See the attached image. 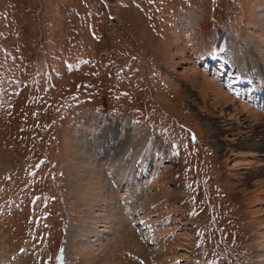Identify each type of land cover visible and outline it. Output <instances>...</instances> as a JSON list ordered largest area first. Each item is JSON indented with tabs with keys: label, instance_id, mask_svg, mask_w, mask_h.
I'll return each mask as SVG.
<instances>
[{
	"label": "rangeland",
	"instance_id": "obj_1",
	"mask_svg": "<svg viewBox=\"0 0 264 264\" xmlns=\"http://www.w3.org/2000/svg\"><path fill=\"white\" fill-rule=\"evenodd\" d=\"M263 119L264 0H0L3 264H264Z\"/></svg>",
	"mask_w": 264,
	"mask_h": 264
},
{
	"label": "bare ground",
	"instance_id": "obj_2",
	"mask_svg": "<svg viewBox=\"0 0 264 264\" xmlns=\"http://www.w3.org/2000/svg\"><path fill=\"white\" fill-rule=\"evenodd\" d=\"M218 88V87H217ZM218 90H220V89H217V91ZM223 95V94H222ZM219 99V98H218ZM264 120V119H263ZM262 120V121H263ZM261 121V122H262ZM263 127H264V125H263ZM106 128L108 129V130H112V127H111V125L109 124L108 126H106ZM107 130V131H108ZM261 134H264V130H262V132H260V135ZM97 136V135H96ZM103 136V135H102ZM81 138H83L84 140H85V142L87 141V139H89L86 135L85 136H82L81 135ZM87 138V139H86ZM98 139V138H97ZM252 143H254V142H252ZM99 144H102V142L100 143L99 142ZM220 145V144H219ZM221 146V145H220ZM223 146V145H222ZM221 146V147H222ZM100 147V146H99ZM261 147L264 149V140H263V144L261 145ZM137 153H138V150L135 152V155H134V158H133V163L135 162L134 160H135V158L137 157ZM124 154V153H123ZM122 153H120V154H118V157L119 158H121L122 157V155H123ZM133 167V166H132ZM130 170V171H129ZM129 170H128V172L126 173V177H128V176H131L132 177V173H133V169L131 168H129ZM257 239H258V244H260L261 242H263L264 241V234H262V233H259L257 236ZM262 244H264V242L262 243ZM66 247V246H65ZM5 250V249H4ZM1 253V252H0ZM261 258V257H260ZM261 261H264V257L262 256V258H261ZM4 262H3V257L1 256L0 257V264H3Z\"/></svg>",
	"mask_w": 264,
	"mask_h": 264
}]
</instances>
